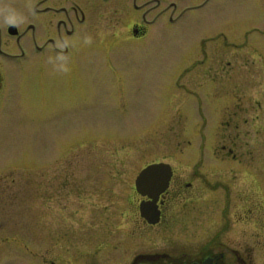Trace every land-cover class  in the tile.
Listing matches in <instances>:
<instances>
[{
  "label": "rangeland",
  "instance_id": "obj_1",
  "mask_svg": "<svg viewBox=\"0 0 264 264\" xmlns=\"http://www.w3.org/2000/svg\"><path fill=\"white\" fill-rule=\"evenodd\" d=\"M35 1L27 0L23 8L19 0H0V9L32 19ZM98 1L89 22L96 21L94 26L103 35L95 39L96 32L78 26L68 38L73 53L67 62L1 61L7 88L15 90L9 102L0 105V264H39L34 255L39 250L47 259L56 258L57 264H82L75 253L83 248L93 251L100 236L108 239L116 229L120 208L115 204L114 188L150 161L178 158L190 164L200 160L216 169L217 178H226L231 161L226 146L234 140L237 146L247 143L250 149L259 145L251 149L249 160L264 165V0H212L207 7L170 22L162 34L140 39L128 38L130 23L140 17L132 0ZM211 46L218 54L214 65L203 55ZM244 117L248 122H242ZM252 117L257 118L251 124ZM229 120L238 123L247 136L229 137ZM259 130L260 137H254ZM40 154L58 162L88 163L80 171L88 172L95 184L103 179L106 227L102 232H94L91 218L82 223L76 213L69 217L73 224L67 223L72 226L70 232L65 216L56 214L51 202L37 208L35 178ZM247 155L239 154L245 159ZM118 163L122 165L117 167ZM244 186L252 197L248 199H259L264 213L260 182L237 181L230 187L231 201L245 199L237 194ZM226 193V184L217 186L216 196L206 192L207 200L216 202L217 222L211 224L214 216L205 212L197 229L188 226L184 230L186 246H204L216 231L228 243L230 235L237 236L232 226L221 231ZM237 204V211L241 210ZM116 238L113 235L109 244H116ZM65 241L70 248L62 245ZM56 242L60 248L53 247ZM143 244L136 236L129 243L131 247ZM66 248L69 252L63 254ZM253 254L256 264H264V249H255Z\"/></svg>",
  "mask_w": 264,
  "mask_h": 264
},
{
  "label": "flooded vegetation",
  "instance_id": "obj_2",
  "mask_svg": "<svg viewBox=\"0 0 264 264\" xmlns=\"http://www.w3.org/2000/svg\"><path fill=\"white\" fill-rule=\"evenodd\" d=\"M19 1L23 8L28 5L27 0ZM137 1L132 0V7L135 11H140V17H136L129 26L131 34L128 38L133 39H140L149 34H162L170 22L177 21L188 11L207 7L212 0H181L179 2L169 1L168 3H165L166 0H141L140 3ZM99 2L101 1L66 0L65 3H58L54 0H36L32 5V19L30 17L25 19L19 26L7 25L1 19L0 65L4 59H11L19 63L31 60L38 61V59L40 64H43V61L51 64L58 61L67 62L73 53V44L68 38L74 35L78 26H86L88 33L96 32L94 34L95 39L103 35L99 34L95 28L96 21L89 22V13L98 7L96 5ZM178 9H180L178 15L173 17ZM21 13L24 14L25 12ZM236 46L238 48L240 45ZM203 55L204 58L211 60L212 65L217 62L216 47L211 46L209 49H204ZM197 60L198 63L204 62L203 60L200 61L201 59ZM7 85L0 67L1 106L8 103L10 96L14 94L13 90L15 89L10 88L8 90ZM250 105L252 104L249 103L247 107ZM237 109L236 104L233 106V115H236ZM245 109L246 106L241 111H245ZM257 117L259 118V115ZM256 118L252 117L251 124L255 122ZM227 122L229 126L232 124L229 137L233 139L247 136L246 131L240 132L238 123L233 124L231 120ZM234 122H238L237 119ZM242 122H248L246 117L242 118ZM261 131L259 130V133L254 134V137H260ZM234 143L235 141L232 140L231 145L226 146L227 154L231 160L228 161L226 178H219V176L217 178L216 169L212 168L211 165L207 167L206 163L200 160L185 164L178 161V158H175L176 161L163 159L153 160L140 166L134 177L131 178L129 175L124 182L118 184L121 186L120 189L117 186L114 188L115 204L120 208L116 214L117 220L114 225L116 229L109 232L108 239H102L100 236V240L93 251L90 252L89 249L83 248L75 255H80L82 264H107L110 260L109 264H201L204 261H206L204 264H256L253 251L264 249V213L261 210L259 199L257 200L255 197V200L248 199L249 197L252 198L248 186H244V189L241 190L242 193H237L245 199L236 198L231 201L229 192H231L230 187L236 186L237 181L250 179L254 182H260L263 193L264 165L259 162L250 163L249 160L251 149L259 148V145L254 148L251 146L250 149L247 143L245 146H237ZM245 153L248 154L247 159L240 158L239 154ZM42 155L40 154L37 159L35 178L37 208L41 210L47 201L51 202L50 206L56 211L55 213L65 216V225L70 228V232L73 231L72 226L67 223L69 220L73 224L69 217L74 213L80 216L82 223H85L84 218H91V222L93 225L95 224L94 232L96 230L102 232L106 227L103 179L95 184L89 179L88 172L80 171L79 168H88V163L72 162V159L66 162H58L57 158L52 156L47 158V156L42 157ZM239 160H243L244 163L233 164V161ZM153 163L166 164L169 168V178L165 186H149L143 193L136 187V177L142 168ZM121 165L118 163L117 167ZM124 165L130 166L129 163ZM185 165L189 166L186 167ZM97 168L103 170V165L97 164ZM75 173H80L81 177L78 175L75 178ZM118 174L121 175L120 172ZM159 175L165 179L166 171H161ZM238 176L240 179L237 178ZM220 180L221 184H219ZM225 184L227 191L224 198L226 208L221 213L223 222L221 231L225 232L232 226L233 229L237 228V233H235L237 236L232 238L230 235L229 241L231 240V243H228L224 242L221 239V234L216 231L209 243L206 242L204 246L200 244H194L197 246L196 248L186 246L184 244L186 237L184 230L188 226H194L197 229L198 224L201 223L199 219L205 217V212L207 215L213 214L214 218H211V224L217 222L215 217L216 202L211 198L207 200L206 192H213L216 196L217 186ZM210 196L211 194H209ZM90 201H93L92 204ZM96 201H101V204H97ZM237 201L241 208L238 211ZM142 202L147 203L148 207L145 211L148 218L141 213L140 204ZM57 203L60 207L56 208ZM223 207H225V203ZM108 226L111 224L109 223ZM249 228L251 231L248 233ZM115 234H117L116 244L112 243L111 245L109 242ZM193 234L195 235V231ZM134 236L144 244L131 247L129 243L133 241ZM67 237L72 239L68 232ZM249 238L253 240L249 241ZM75 242L79 243L78 241ZM233 243L236 244L233 245ZM53 245L56 248L61 247L57 242ZM62 245L68 246L66 241ZM37 246L40 249L39 243ZM69 248L64 249L63 254L68 253ZM34 255L39 259V264L42 261L57 264L56 258L47 259L40 250L36 251ZM57 257H60V252H57ZM262 262L258 261L257 264H262Z\"/></svg>",
  "mask_w": 264,
  "mask_h": 264
},
{
  "label": "water",
  "instance_id": "obj_3",
  "mask_svg": "<svg viewBox=\"0 0 264 264\" xmlns=\"http://www.w3.org/2000/svg\"><path fill=\"white\" fill-rule=\"evenodd\" d=\"M166 171L165 179L163 176L159 175L161 171ZM169 178V168L164 163H153L150 165L145 166L137 175L136 177V187L141 192H145V189L149 186L156 185L158 187H163L167 184ZM147 203L142 202L140 204L141 213L143 216L147 217L146 215V209H147ZM150 220V219H149ZM206 261L202 262L201 264H204ZM193 264H200V263H193Z\"/></svg>",
  "mask_w": 264,
  "mask_h": 264
},
{
  "label": "clouds",
  "instance_id": "obj_4",
  "mask_svg": "<svg viewBox=\"0 0 264 264\" xmlns=\"http://www.w3.org/2000/svg\"><path fill=\"white\" fill-rule=\"evenodd\" d=\"M0 18H2L3 23L12 26H19V24L23 23L25 20V18L16 13L15 10L5 13L4 9H0Z\"/></svg>",
  "mask_w": 264,
  "mask_h": 264
}]
</instances>
